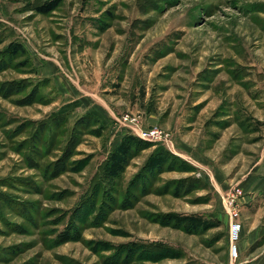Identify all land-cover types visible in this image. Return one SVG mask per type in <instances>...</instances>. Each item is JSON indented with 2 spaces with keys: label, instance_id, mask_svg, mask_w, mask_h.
I'll use <instances>...</instances> for the list:
<instances>
[{
  "label": "rangeland",
  "instance_id": "1",
  "mask_svg": "<svg viewBox=\"0 0 264 264\" xmlns=\"http://www.w3.org/2000/svg\"><path fill=\"white\" fill-rule=\"evenodd\" d=\"M45 1L0 0V264H264V0Z\"/></svg>",
  "mask_w": 264,
  "mask_h": 264
},
{
  "label": "trees",
  "instance_id": "2",
  "mask_svg": "<svg viewBox=\"0 0 264 264\" xmlns=\"http://www.w3.org/2000/svg\"><path fill=\"white\" fill-rule=\"evenodd\" d=\"M62 0H46L40 6L37 7L39 14H50L55 11L60 5ZM1 45V43H0ZM6 53L10 56L26 55V50L19 42H11L6 48ZM78 102L67 105L64 107L62 114L67 113L70 108L78 106ZM96 116L95 114H92ZM143 141L135 136L127 135L123 137L118 147L110 153L106 160V165L102 172V184L104 188L108 189L109 192L116 190L117 182L126 171L131 159L135 155L136 148ZM170 160H176L177 163L185 164L183 160L174 157L169 154L163 148L155 151V153L149 158L147 167L151 172L157 169H164ZM107 191V190H106ZM168 218L176 224L188 226L194 230L209 231L214 228L221 226V222L217 220L206 219L199 215H178L170 214ZM136 248V246H135Z\"/></svg>",
  "mask_w": 264,
  "mask_h": 264
},
{
  "label": "built area",
  "instance_id": "3",
  "mask_svg": "<svg viewBox=\"0 0 264 264\" xmlns=\"http://www.w3.org/2000/svg\"><path fill=\"white\" fill-rule=\"evenodd\" d=\"M151 136H159V131H153L151 133H149ZM241 231V225L238 223H233L230 227V236L233 239V241H238L239 239V233ZM239 248L237 246H233V248L231 249V256L233 257L234 260H236L239 257Z\"/></svg>",
  "mask_w": 264,
  "mask_h": 264
}]
</instances>
